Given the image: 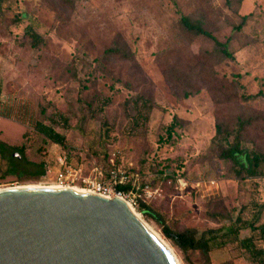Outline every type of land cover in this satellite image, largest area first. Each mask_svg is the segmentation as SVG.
<instances>
[{"label":"rangeland","instance_id":"obj_1","mask_svg":"<svg viewBox=\"0 0 264 264\" xmlns=\"http://www.w3.org/2000/svg\"><path fill=\"white\" fill-rule=\"evenodd\" d=\"M7 5L0 12V148L11 153L13 146H25L26 160L16 164L14 176L6 174L8 162L0 156V189L57 186L65 169L66 186L87 189L85 179L100 178L99 171L106 181L112 169L123 172L135 188L123 198L179 264H205L199 252L184 256L132 199L158 210L171 228L199 233L219 226L207 215L218 204L235 213L247 208V215L252 204L264 203V176L239 178L233 164L219 158L215 142L218 122L235 127L238 119H250L244 146L264 151V99L241 97L264 93V0H235L232 6L225 0H7ZM181 14L203 19L221 42L230 38L235 58L218 62L210 39L180 29ZM242 15L249 18L233 33ZM29 26L42 37L37 47L25 34ZM118 38L133 51V60L104 57ZM137 95L151 98L153 109L146 127L134 130ZM47 117L59 119L55 129L66 136L68 148L36 132L35 122L49 124ZM174 119L178 124L169 139ZM40 164L44 174L30 176ZM211 260L249 263L236 243L213 250Z\"/></svg>","mask_w":264,"mask_h":264},{"label":"water","instance_id":"obj_2","mask_svg":"<svg viewBox=\"0 0 264 264\" xmlns=\"http://www.w3.org/2000/svg\"><path fill=\"white\" fill-rule=\"evenodd\" d=\"M0 264H176L121 198L60 187L0 189Z\"/></svg>","mask_w":264,"mask_h":264},{"label":"trees","instance_id":"obj_3","mask_svg":"<svg viewBox=\"0 0 264 264\" xmlns=\"http://www.w3.org/2000/svg\"><path fill=\"white\" fill-rule=\"evenodd\" d=\"M235 0H225L228 6H232ZM7 0H0V12L7 7ZM19 16V15H17ZM20 18V17H19ZM249 15H242L241 21L237 25H233L232 32L241 31L245 26ZM21 20V18H20ZM180 29L192 36H204L211 40L213 44V56L218 62L225 59L233 60L234 53L230 49V38L225 41H219L208 29L205 21L201 18H192L189 15L181 14L179 18ZM25 34L31 39L34 47L43 42L42 37L33 31L31 26L27 27ZM104 57H117L122 60H133L135 54L130 50L125 41L118 38L114 45L106 49ZM84 88H87L84 85ZM244 101H252L258 98L264 99V93L259 91L256 94L241 95ZM104 104V105H103ZM106 102L102 103V110L106 107ZM153 109L152 99L145 95H137L133 99V110L135 111L131 117L132 129L139 130L146 127L150 121V114ZM45 112V110L43 111ZM64 125L68 126V120L62 115ZM50 121L47 124L44 120L39 119L34 124V129L46 140L68 148L66 136L55 129L58 120L55 117H47ZM250 119H238L235 127H229L223 122L216 124L215 142L220 159L230 162L234 166V174L239 178H258L264 176V151L255 149L250 150L244 146V134L246 126L249 125ZM178 122L174 119L173 123L167 129V136L170 139L174 133V129ZM110 127L106 123V131L109 132ZM13 151L8 153L6 148H0V156L8 162L6 174L17 176L16 164L20 159L26 160L25 146H13ZM44 165L40 164V170L33 173L35 178H39L44 174ZM32 178V177H31ZM19 180H21L18 177ZM118 191L128 193L135 188L132 185H117ZM246 209L241 207L236 213L228 211L223 204H218L214 209L207 211L208 217L216 222L218 227H211L202 233L196 228H185L177 230L171 228L164 215L151 205L139 201L138 210L148 219L154 221L161 229L163 235L171 241L186 256L191 252H199L205 264H214L211 260V252L215 249H223L229 243H236L237 247L247 256L248 264H264V203H254L250 208V213L246 214ZM247 231L244 235L243 233ZM188 262L189 258H187ZM191 263V262H190ZM193 264V263H191ZM228 264V262L221 263Z\"/></svg>","mask_w":264,"mask_h":264},{"label":"built area","instance_id":"obj_4","mask_svg":"<svg viewBox=\"0 0 264 264\" xmlns=\"http://www.w3.org/2000/svg\"><path fill=\"white\" fill-rule=\"evenodd\" d=\"M70 175V170L69 169H65L62 172H59L58 176H57V183L58 186L60 187H69L66 186L67 183V178ZM99 175L101 176L100 178L94 177V178H88L85 179V187L87 188L86 190L91 191V192H95L97 194H100L102 196H106V197H124L126 196L127 193L123 192V191H118L116 189L117 185H132L134 187V183H132L131 178L126 175L123 172L117 171L112 169L109 172V180L106 181L103 179L102 177V172L99 171ZM131 192V191H130ZM129 193V192H128ZM135 198V197H134ZM139 199H132V203L134 205L139 204Z\"/></svg>","mask_w":264,"mask_h":264},{"label":"bare ground","instance_id":"obj_5","mask_svg":"<svg viewBox=\"0 0 264 264\" xmlns=\"http://www.w3.org/2000/svg\"><path fill=\"white\" fill-rule=\"evenodd\" d=\"M41 185H21V186H18V187H40ZM17 187V186H16ZM41 187H49V188H60V186H56V185H50V186H41ZM68 188V187H67ZM72 189H75L77 191H87L86 189H78V188H74V187H70ZM121 198L123 201H125L127 203V205L132 209L133 207L122 197H119ZM133 211V209H132ZM153 232V231H152ZM163 243L164 245L169 249V251L172 253V256L176 262V264H179V260L177 259V257L175 256V254L173 253L172 249L157 235V233L153 232Z\"/></svg>","mask_w":264,"mask_h":264}]
</instances>
